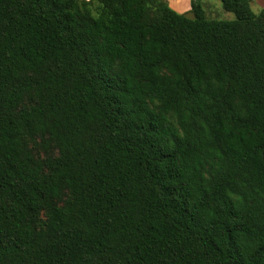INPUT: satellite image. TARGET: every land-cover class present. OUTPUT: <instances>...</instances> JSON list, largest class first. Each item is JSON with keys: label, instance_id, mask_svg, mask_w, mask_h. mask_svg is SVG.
<instances>
[{"label": "trees", "instance_id": "16d2710c", "mask_svg": "<svg viewBox=\"0 0 264 264\" xmlns=\"http://www.w3.org/2000/svg\"><path fill=\"white\" fill-rule=\"evenodd\" d=\"M219 1L0 0V264H264V7Z\"/></svg>", "mask_w": 264, "mask_h": 264}, {"label": "rangeland", "instance_id": "374dc122", "mask_svg": "<svg viewBox=\"0 0 264 264\" xmlns=\"http://www.w3.org/2000/svg\"><path fill=\"white\" fill-rule=\"evenodd\" d=\"M202 6L205 7V11L207 14V17L209 19H221V20H234V15L232 13L226 12L222 9L221 3L219 0H202ZM211 5V6H209ZM250 8L254 14H258L262 7L251 1ZM56 151L55 149L49 150V152L45 153L42 151H39V155L43 158L46 155H55Z\"/></svg>", "mask_w": 264, "mask_h": 264}, {"label": "crops", "instance_id": "0c3cea01", "mask_svg": "<svg viewBox=\"0 0 264 264\" xmlns=\"http://www.w3.org/2000/svg\"><path fill=\"white\" fill-rule=\"evenodd\" d=\"M166 2L168 3L169 7L176 13L184 14L187 17L192 16L190 12L191 11V0H166ZM252 2L259 4L262 8L264 7V0H252ZM201 5H202V2H201ZM202 8L205 11V7L202 6ZM205 15L207 17L206 11H205Z\"/></svg>", "mask_w": 264, "mask_h": 264}]
</instances>
